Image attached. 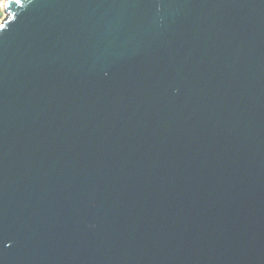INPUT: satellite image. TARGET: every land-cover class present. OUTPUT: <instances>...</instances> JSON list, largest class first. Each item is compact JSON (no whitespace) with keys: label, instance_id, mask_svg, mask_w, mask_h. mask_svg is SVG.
I'll return each mask as SVG.
<instances>
[{"label":"water","instance_id":"1","mask_svg":"<svg viewBox=\"0 0 264 264\" xmlns=\"http://www.w3.org/2000/svg\"><path fill=\"white\" fill-rule=\"evenodd\" d=\"M4 9L0 264H264V0Z\"/></svg>","mask_w":264,"mask_h":264},{"label":"built area","instance_id":"2","mask_svg":"<svg viewBox=\"0 0 264 264\" xmlns=\"http://www.w3.org/2000/svg\"><path fill=\"white\" fill-rule=\"evenodd\" d=\"M6 0H0V24L3 22V20L6 18L7 13L4 9V2Z\"/></svg>","mask_w":264,"mask_h":264},{"label":"snow or ice","instance_id":"3","mask_svg":"<svg viewBox=\"0 0 264 264\" xmlns=\"http://www.w3.org/2000/svg\"><path fill=\"white\" fill-rule=\"evenodd\" d=\"M16 2L19 3L20 0H16ZM8 23L10 24L11 22L9 21ZM3 27H4V25L3 24H0V29H2ZM0 239H2V238H0Z\"/></svg>","mask_w":264,"mask_h":264}]
</instances>
